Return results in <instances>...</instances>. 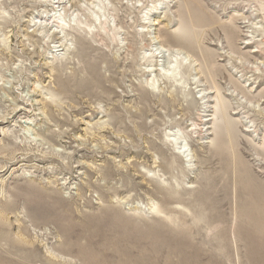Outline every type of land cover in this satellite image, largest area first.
Wrapping results in <instances>:
<instances>
[{
	"label": "rangeland",
	"instance_id": "obj_1",
	"mask_svg": "<svg viewBox=\"0 0 264 264\" xmlns=\"http://www.w3.org/2000/svg\"><path fill=\"white\" fill-rule=\"evenodd\" d=\"M74 30L102 86L62 79L91 77ZM246 180L264 193V0H0V264H264Z\"/></svg>",
	"mask_w": 264,
	"mask_h": 264
},
{
	"label": "bare ground",
	"instance_id": "obj_2",
	"mask_svg": "<svg viewBox=\"0 0 264 264\" xmlns=\"http://www.w3.org/2000/svg\"><path fill=\"white\" fill-rule=\"evenodd\" d=\"M193 1V0H192ZM46 2V1H45ZM56 2H57V0H56ZM140 2V1H139ZM190 2V1H189ZM188 2V3H189ZM52 3V2H51ZM159 3V2H158ZM194 3V2H193ZM192 3V4H193ZM196 3V2H195ZM167 5V4H166ZM194 5V4H193ZM247 7V6H246ZM250 7V6H249ZM167 9V8H166ZM189 9V8H188ZM192 9V8H191ZM47 10V9H46ZM61 10V9H60ZM30 11V10H29ZM48 11V10H47ZM64 11V10H63ZM124 11V10H123ZM189 18L187 17V16H182V17H184V18H182V20H180L181 22L179 23V24H181L180 26H179V30L177 31L178 32V34L180 33V35H181V37L180 38H182L183 37V41H185L186 40V46H187V48L189 47H191V45H192V43H191V41H192V37L193 36H191V34H193L192 33V31L190 30V26H192V24L193 23H195V21H196V23H197V25L199 24V22H201V20L202 21H204V19H205V16L203 17V15H204V12L198 7V6H193V9L192 10H190L189 9ZM208 11V10H207ZM245 11V10H244ZM46 12V11H45ZM29 13V12H28ZM123 13V12H122ZM48 14V13H47ZM59 14V13H58ZM186 14H188V13H186ZM54 15V14H53ZM61 15V14H60ZM252 15L253 14H251L248 18H245V19H243V20H248V24L250 23V22H252V21H254V19H252ZM59 16V15H58ZM246 16V15H245ZM258 16V15H257ZM70 17V16H69ZM62 18V17H61ZM181 19V18H180ZM60 20V19H59ZM191 20V22H190V24H189V21ZM207 21V20H206ZM205 21V22H206ZM20 22V21H19ZM195 23V24H196ZM77 24V23H76ZM244 24H246V23H244ZM42 25V24H41ZM64 25V24H63ZM80 25V24H79ZM78 25V26H79ZM11 26V25H10ZM81 27V26H80ZM247 27V26H246ZM90 28V27H89ZM145 28V27H144ZM249 28V27H248ZM66 29V28H65ZM117 29V28H116ZM226 29L230 32V36H229V39H231V37H232V35L231 34H233V33H235L237 30H235V28L233 29V28H231V27H226ZM244 29V28H243ZM10 32V31H9ZM70 32V31H69ZM74 32L76 33V35H77V44H81V45H86V44H88V46L87 47H89L88 49L86 48H83V47H80V48H82L81 50H79V52H76L77 54H75L76 56H78L79 57V59L80 60H82V59H84L85 60V62H82V70H83V72L85 73H87V75H91V77H89V78H87V77H80V75L79 74H77V75H71V76H68V78H67V76L66 75H62V79L64 78L65 80H67V82H68V84H70L69 82H71V84H75L76 86H78L79 88H85V89H91V88H94V87H98L99 85L100 86H102V84H103V81H104V78L103 77H105L104 75H103V73H102V71H101V69H100V65H99V61L100 60H97V61H94V60H92V56H91V52H93L94 50H93V48L94 47H92L91 46V42L90 41H88V39L83 35V33L80 31V30H74ZM241 32H243L242 30H241ZM246 32H244V34H245ZM248 33V32H247ZM118 34V33H117ZM124 34V33H123ZM176 34V33H175ZM238 34V33H237ZM241 34V33H240ZM188 35V36H187ZM148 36V35H147ZM236 36L237 35H235L234 36V38H236ZM239 36V35H238ZM34 37V36H33ZM70 37V36H69ZM72 38V37H71ZM140 38H142V37H140ZM225 38V37H224ZM238 38H240V37H238ZM248 38V37H247ZM198 39V38H197ZM237 39V38H236ZM221 40V39H220ZM219 40V41H220ZM248 40H250V38L248 39ZM118 41V40H117ZM235 41V40H234ZM252 41V40H251ZM130 42V41H129ZM181 42V41H180ZM233 42V41H232ZM179 43V42H178ZM51 44V43H50ZM246 44V43H245ZM81 45H78V46H81ZM120 45V44H119ZM230 45H232L231 43H230ZM248 46H250V43L249 44H247ZM253 45V44H252ZM99 46V45H98ZM137 46V45H136ZM233 46V45H232ZM42 47V46H41ZM75 47V46H74ZM229 47V46H228ZM234 47V46H233ZM227 49V48H226ZM69 53V52H68ZM98 54V53H97ZM261 54V53H260ZM90 55V56H89ZM208 56H209V61H207L206 62V64L209 66V67H211V59H213V57H212V54L210 55V54H208ZM48 57V56H47ZM103 57V56H102ZM153 57V56H152ZM212 57V58H211ZM160 58V57H159ZM165 58V57H164ZM174 58V57H173ZM130 59V58H129ZM78 60V59H77ZM126 60V59H125ZM163 60V59H162ZM167 60V59H166ZM83 61V60H82ZM152 61V60H151ZM158 62V61H157ZM167 62H169V61H167ZM166 62V63H167ZM173 62V61H172ZM171 62V63H172ZM210 62V63H209ZM213 62V61H212ZM171 63H170V65H171ZM196 63V62H195ZM156 64V63H155ZM158 64H159V62H158ZM161 64V63H160ZM164 64V63H163ZM106 65V64H105ZM168 65V64H167ZM213 65V64H212ZM157 66V65H156ZM159 67V66H158ZM157 67V68H158ZM214 67V66H213ZM60 68V67H59ZM178 68V67H177ZM58 69V68H57ZM158 69H160V68H158ZM213 69V68H212ZM214 69H215V67H214ZM217 70V69H216ZM157 71V70H156ZM156 71H154V72H156ZM170 71H171V68H170ZM175 71V70H174ZM214 71V70H213ZM66 73V72H65ZM175 73H176V71H175ZM173 74L172 76H171V79L173 78V77H175V75L176 74ZM178 73V72H177ZM213 73V72H212ZM225 73V72H224ZM69 74V73H68ZM148 74H150V73H148ZM152 74V73H151ZM169 74H170V72H169ZM215 74V73H214ZM85 75V74H84ZM166 76V75H165ZM167 76H169V75H167ZM235 76V75H234ZM213 77V76H212ZM67 78V79H66ZM170 78V77H169ZM174 79V78H173ZM106 80V79H105ZM178 80V79H177ZM159 81V80H158ZM168 81V80H167ZM166 81V82H167ZM107 82V81H106ZM171 82V81H170ZM175 82H177V81H175ZM67 84V83H66ZM147 84V83H146ZM174 84V83H173ZM175 84H177V83H175ZM62 85V84H61ZM70 86V85H69ZM156 85H155V83L153 82L152 84H147V86H143L144 87V91L148 94V92H152V93H155L154 91H155V89H156V87H155ZM170 86V85H169ZM172 86V85H171ZM170 86V87H171ZM174 86V85H173ZM172 86V87H173ZM65 88H66V85L64 86ZM178 87V86H177ZM182 89V88H181ZM62 90V89H61ZM177 91V90H176ZM181 90H179V92H180ZM207 91V90H206ZM81 94V93H80ZM150 94V93H149ZM173 94V93H172ZM177 94V93H176ZM180 94V93H179ZM178 94V95H179ZM159 95V94H158ZM161 95V94H160ZM162 95L164 96V94L162 93ZM182 96V95H181ZM205 96V95H204ZM206 96H208V95H206ZM156 98V97H155ZM162 98H164V97H162ZM168 98V97H167ZM210 98H212V97H210ZM160 99V98H159ZM171 99V98H170ZM160 100H162V99H160ZM172 100H173V102H175L176 103V97H175V95H172ZM208 100V99H207ZM169 101V100H168ZM205 101V100H204ZM166 103V102H165ZM210 104V103H209ZM169 106V105H168ZM173 106V105H172ZM222 107V108H221ZM221 108V109H220ZM220 108H219V110L221 111L222 110V112H220L219 111V113H223V109H224V107H223V103H221L220 102ZM147 109V108H146ZM206 110V109H205ZM207 112V111H206ZM218 113V114H219ZM224 114V113H223ZM225 115V114H224ZM205 117H209V116H205ZM205 117H203V121L201 122V123H203V126H207V125H209V123H208V121L206 120V121H204V118ZM225 120L226 121H228L226 118H225ZM213 122V121H212ZM224 123H226V122H224ZM221 124H223V123H221ZM228 124V123H227ZM215 125H217V124H215ZM198 126V125H197ZM218 126V125H217ZM212 128V127H211ZM222 131V130H221ZM207 133H208V131H207ZM206 133V135H204V136H208L209 134H207ZM201 134V133H200ZM220 133H218V135H217V138L220 140V138H222V137H220L221 135H223V134H221V135H219ZM223 139V138H222ZM220 142H222V141H220ZM176 155V154H175ZM177 155H179L181 158H183L182 156H181V154L179 153H177ZM180 159V158H179ZM184 159V158H183ZM68 169V168H67ZM168 169H169V171L172 173V169H171V167H168ZM231 169V168H230ZM247 181V180H246ZM248 182V181H247ZM246 182V185H247V194H246V196H247V198H244V200H243V203H242V208H241V210L243 211V214L246 216V215H248L247 217L254 223V224H258V227H263L264 226V207H263V205H262V203L264 202V193L263 194H261V195H255L254 196V191H253V189L250 187V182H248L247 183ZM245 183V182H244ZM209 184V183H208ZM210 185V184H209ZM208 185V186H209ZM212 185V184H211ZM217 186V185H216ZM253 187V186H252ZM205 190H206V188H205ZM203 194H204V192H203ZM211 194V193H210ZM201 195V194H200ZM205 195H207L206 194V191H205ZM197 197H196V199H198L199 201H200V206H201V204H202V206H204L205 204H206V201L208 200L207 199V197L205 196V197H203L204 195H202V196H200V197H198V195H196ZM211 196V195H210ZM202 197V198H201ZM208 197H209V195H208ZM212 199V198H211ZM218 199V198H217ZM209 201V200H208ZM39 202V203H38ZM42 201L40 200V201H35V203L34 204H36V208L38 209V210H43V208H44V205H43V203H41ZM212 202V201H211ZM209 203V202H208ZM199 205V204H198ZM208 204H206V206H207ZM213 205V207H214V204H212ZM7 206V205H6ZM197 207V206H196ZM205 208V207H204ZM203 208V209H204ZM209 208V207H208ZM210 209V208H209ZM208 209V210H209ZM213 211H214V209H213ZM198 212V211H197ZM202 212V211H201ZM212 212V211H211ZM202 213H204V212H202ZM198 214V213H197ZM206 214V213H205ZM109 215H112L110 218V220L106 223V226H107V230H120L121 231V234L122 233H125L126 234V236L128 235V236H134V231H132V230H140V229H136V228H133V227H131V225L130 224H132V223H130L129 221H126L125 222V220H124V218L122 217L123 215L121 214V213H117V212H115V213H111V214H109ZM200 215V214H199ZM203 215L204 214H202V217H203ZM207 217L208 215L206 214V215H204V217ZM198 217H200V216H198ZM212 217V216H211ZM242 218V217H241ZM201 219V218H200ZM203 220V219H202ZM206 219L204 218V221H205ZM262 221V222H261ZM205 222H207V221H205ZM109 223V224H108ZM197 224V223H196ZM135 225V224H134ZM200 225V224H199ZM63 227H64V229L66 228L67 230H71V228L72 227H65V226H61L60 228H62L63 229ZM161 227V226H160ZM189 227V226H188ZM256 227V226H255ZM193 228V227H192ZM73 229V228H72ZM262 229V228H261ZM73 230H76V228H74ZM92 230V229H91ZM101 230V229H100ZM148 230H153L152 228H149ZM161 230V229H160ZM134 232V233H133ZM152 232V231H151ZM162 232V231H161ZM161 232H155V234H154V237H153V243L154 244H157V242L158 241H161V242H164L162 239H161V237L159 236V233H161ZM156 233H157V235H156ZM119 234H120V232H119ZM146 234H151L150 232L148 233H146ZM153 235V234H152ZM148 237V236H147ZM257 237V236H256ZM160 238V239H159ZM124 239H126V238H124ZM134 239V238H133ZM105 242V241H104ZM10 243H11V248H12V250H14L15 249V247L17 246L19 249H22L20 246H18L17 245V243L15 242V240H10ZM129 244V243H128ZM248 244V243H247ZM262 244V243H261ZM114 246H116V247H119V243H116V244H113ZM79 246V245H78ZM257 246H261V245H257ZM91 247V246H90ZM261 247H263V246H261ZM121 248V247H120ZM124 248V247H123ZM257 249V248H256ZM90 251H91V249H90ZM131 251V250H130ZM255 252V251H254ZM261 253V252H260ZM253 255V254H252ZM263 255V254H262ZM125 256L126 255H124L123 254V256L121 255V259H122V257H123V259L125 260L126 258H125ZM258 257L260 256V254L259 255H257ZM142 257L143 256H141V257H138V259L140 258V259H142ZM262 257V256H261ZM87 258V257H86ZM89 258H91V260L93 259V257L90 255L89 256ZM264 258V257H263ZM122 259V260H123ZM136 259V258H135ZM98 260V259H97ZM123 260V261H124ZM134 260V259H133ZM251 260V259H250ZM262 260H264V259H262ZM13 261V263L15 264L16 263V260L15 259H13L12 260ZM90 261V260H89ZM100 262V261H99ZM125 262H128V259H126V261ZM252 262V261H251ZM255 262V261H254ZM259 262V261H258Z\"/></svg>",
	"mask_w": 264,
	"mask_h": 264
}]
</instances>
